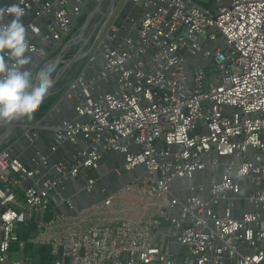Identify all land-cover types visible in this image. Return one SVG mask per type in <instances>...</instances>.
<instances>
[{"label": "built area", "instance_id": "built-area-1", "mask_svg": "<svg viewBox=\"0 0 264 264\" xmlns=\"http://www.w3.org/2000/svg\"><path fill=\"white\" fill-rule=\"evenodd\" d=\"M88 1L8 6L32 14L23 24L50 48L29 42L44 60L63 46ZM229 1L206 9L195 0H131L139 16L115 19L101 37L114 10L103 14L105 26L76 61L87 57L85 65L60 91L77 119L52 127V151L67 142L83 144L81 152L55 164L39 154L33 167L0 152V264H36L26 243L49 246L51 264H264V0ZM111 152L124 156L118 176L135 174L123 190L145 198L144 215L58 231L66 215L54 193L70 177L84 178L94 194ZM26 180L32 185L23 187ZM31 221L37 231L21 241L18 229ZM164 223L184 250L179 259L158 243Z\"/></svg>", "mask_w": 264, "mask_h": 264}, {"label": "crops", "instance_id": "crops-1", "mask_svg": "<svg viewBox=\"0 0 264 264\" xmlns=\"http://www.w3.org/2000/svg\"><path fill=\"white\" fill-rule=\"evenodd\" d=\"M196 1V0H195ZM11 3V0H0V8H6ZM126 2H124L125 4ZM197 4L202 6L200 3L196 1ZM123 4V5H124ZM138 16L136 10L133 8H128L124 12V20H128L130 18H134ZM12 18H8L6 24L10 22ZM23 23H28L30 19L22 20ZM45 20L43 18L40 19V23H44ZM29 42H33L34 40L31 38H27ZM32 62L28 65L31 66ZM60 96V91L55 93ZM62 99L58 98L53 107L57 104V109L54 111L53 115L49 118L47 116V112L42 118L35 120L32 119L29 122L27 121L22 125L24 133L27 131V124L37 125L40 121H43V126L41 127V135L42 138L38 139V149L40 152L45 154L48 157L50 163H60L64 160L73 161L74 158L78 155L74 152H71L70 149L68 151H64L57 147L55 151H52V146L55 145L54 133L52 127L58 125L62 121L66 119H77V114L75 112L73 103L71 100L66 99L65 102L61 101ZM52 107V108H53ZM51 108V109H52ZM47 116V117H46ZM19 138H14L11 142L6 144V148H9L18 141ZM83 148V144L80 146ZM32 151H26L17 153L15 156L19 158L24 164L28 167H33L32 165V156L34 153ZM112 153V152H111ZM111 153H107L104 155L100 167L97 171V179L102 183V188L105 187V192L102 191V188L99 190L96 188V192L94 194H88L83 185L80 183L85 181L84 178H76L72 179L71 182H67L65 190L61 193L57 192L54 195L57 197V200L61 201V205L59 204V208H56L61 213L66 215V219L61 224L60 228L57 229L63 230L65 228H82L83 230H88L93 226H113L117 222L123 219H137L140 216L144 215V207H145V198L134 195L133 193H126L123 188L119 190L120 186L127 184L128 182H132L133 178L136 177L134 173H128L122 169L121 176H118L114 168L121 169L124 164V157L115 156ZM128 173V175H127ZM123 175H126L125 177ZM43 177V175H42ZM112 177V178H111ZM113 179V180H112ZM121 184L119 185V182ZM129 183V184H130ZM32 185V180H26L23 183V187H28ZM175 187V186H174ZM20 196L22 192H18ZM114 195V199L116 200L118 196L128 197L129 199H121L118 204L112 201L110 205L105 204V199ZM114 202V205H112ZM156 203V202H155ZM154 203V204H155ZM112 205V206H111ZM114 206V207H113ZM156 213V207L151 208L147 217L154 216ZM51 212L42 213L41 218L44 217L45 220L51 218ZM169 225L164 223L160 232L157 235V240L160 246L166 248L168 250L169 255L173 258L179 259L181 254L184 253L177 243H174L173 240L166 234L167 227ZM41 246V245H39ZM31 257H36V264H40L39 254H31ZM13 257H15L13 255ZM125 259V258H124Z\"/></svg>", "mask_w": 264, "mask_h": 264}, {"label": "clouds", "instance_id": "clouds-1", "mask_svg": "<svg viewBox=\"0 0 264 264\" xmlns=\"http://www.w3.org/2000/svg\"><path fill=\"white\" fill-rule=\"evenodd\" d=\"M6 15L12 19L4 24ZM24 15V9L15 3L0 8V122L3 123L25 117L34 119L55 83L52 74L56 71V62L36 73L35 82L32 71L25 67L32 62L28 53L35 49L27 39ZM6 56L14 62L9 63Z\"/></svg>", "mask_w": 264, "mask_h": 264}, {"label": "rangeland", "instance_id": "rangeland-1", "mask_svg": "<svg viewBox=\"0 0 264 264\" xmlns=\"http://www.w3.org/2000/svg\"><path fill=\"white\" fill-rule=\"evenodd\" d=\"M111 1L112 0H104L102 3V7H101L100 11L97 12L96 8H97V5L99 3V0H89L86 8L83 11V15H86L87 18H90V23H89L88 27L86 28V30L83 31L82 35L77 40V42L72 47H68V48L66 47L65 48L66 50L63 49L65 47V45L67 43H69V41L74 40L75 38H77V36H79V34L82 31V27L77 29L76 32L72 35V37L68 41L64 40L63 46L60 49H57L56 51H54L51 54H49L48 56H46V58L37 67H35L34 70L32 71V72L37 71V73H38L42 68L45 67L44 66L45 64L48 65L51 62H56V64H57L56 71L52 74L55 83H54V86L50 89L51 92L49 93V97L54 96L55 93L63 90L66 87V84L69 82L70 77H71V75L75 69L76 62H74V63L71 62V65H68L65 68V69H68L66 71V73H64V75L59 80H57L59 77L56 78V76H57L58 72L60 71V69L63 68L64 66H66L67 63H70V61H72L74 59L77 60L80 55L88 52V50L93 46L94 40L97 39V37H96L97 34H95L94 31L97 30V33L99 34L101 29L105 26V23L108 19L107 18L104 19L103 14L108 11ZM126 1L127 0H117L116 8L110 17L108 24L101 31V37H103L105 35V33L107 32V30H109V25L114 22L118 12L120 11L124 2H126ZM196 1L200 4H206L207 2H209V0H196ZM229 3H230L229 0H221V4L228 5ZM77 22H78V20H77ZM95 28H97V29H95ZM74 29L75 28H73V30ZM79 51H81V52L79 53ZM82 59L83 58H81V60ZM64 102H65V100H64ZM26 121H27V118L25 117V118L13 121V124H10V128H12L13 130H12V132H10V135L7 138L2 140V144H0L1 145L0 148H2L4 145L11 142L14 138L20 139V137H22L24 135L23 129H25V128H22V125ZM29 121L30 120H28L27 122H29ZM8 124L9 123L0 122V137L2 135H4L6 133V131L8 130ZM27 125H29V124H27ZM123 176L125 177L126 175H123ZM118 182L120 185L121 182L120 181H118ZM121 199H129V198L118 196L117 199L113 200V201L116 202V204H118L119 200H121ZM114 202L112 205H114ZM116 204L114 206H116Z\"/></svg>", "mask_w": 264, "mask_h": 264}, {"label": "water", "instance_id": "water-1", "mask_svg": "<svg viewBox=\"0 0 264 264\" xmlns=\"http://www.w3.org/2000/svg\"><path fill=\"white\" fill-rule=\"evenodd\" d=\"M103 1L104 0H99V3H98L97 8H96V11L102 6ZM116 2H117V0H112L111 1L110 8H109L110 11L115 10ZM128 8H133L134 10H136V12H137V14L139 16V14H140L139 9H137L132 4L131 0H127L126 3L122 6V8L120 9V11L118 12V14L116 16V22H115L116 25H120L123 22V20H124V12ZM27 18L31 19V20L34 19L32 14H29L27 17H23L22 20H26ZM89 21H90V18H87L85 23H84L85 27H87V25L89 24ZM42 33L45 34V29L44 28H42ZM79 36H80V34H79ZM27 38H31V39L34 40L33 44L35 45V47L37 49H44V50L49 51L50 48L45 46L39 39L32 38V36L30 34H27ZM80 52L81 51H79V53ZM28 55L31 56L32 65L31 66L26 65L25 67L30 69L31 71H33L34 68L37 67L43 61V59L40 57L38 52L28 53ZM73 61H76V60L74 59ZM44 66H46V64ZM48 98H50L49 94L47 95L45 100L48 99ZM64 100H66V99H62L61 101H64ZM56 109H57V104L47 113V116L50 118L53 115V113H54V111ZM66 120H71V119H66ZM43 121L44 120L40 121L37 125H35V124L34 125H31V124L27 125L28 129L24 133V135L22 137H20V139L17 142L12 144V146L7 148L8 152L11 154V156L15 157V155L17 153H19L20 151L23 152L24 150H26V151H30L31 150L32 153H34V155L32 156L33 158H36L39 154L40 155H45V154H43L42 152L39 151V149H38L39 147H38V144H37L38 139L42 138L41 127L43 126ZM10 132H11L10 130H7L6 134H9ZM78 142H81V137L78 138ZM0 144H2V140H0ZM80 146H81L80 143L73 145V144L64 142V143L61 144L59 149L64 150V151H68L70 149V151L72 150L71 152H74L75 155H76V153L79 154V152H81V150H82V148H80ZM111 154L115 155V156L124 157L123 155L116 154L114 152H112ZM123 160H124V158H123ZM63 162H65V160ZM127 175H128V173H127ZM35 178H37V177H35ZM71 180H72V178L67 177V180L65 182V186H66L67 182H71ZM129 183L130 182H128L127 184H125L123 186H120L119 190L122 189L123 187L129 185ZM177 183H183L184 184V183H187V181L186 180L176 181L174 184H177ZM80 184L83 185L84 190H85V187H86L85 181L81 182ZM96 188H98L99 190L102 188V183L100 181H98V180H97ZM57 202L60 205L62 203L60 200L59 201L57 200Z\"/></svg>", "mask_w": 264, "mask_h": 264}, {"label": "trees", "instance_id": "trees-1", "mask_svg": "<svg viewBox=\"0 0 264 264\" xmlns=\"http://www.w3.org/2000/svg\"><path fill=\"white\" fill-rule=\"evenodd\" d=\"M202 7L206 8V9H211L214 8L216 5V0H209V2H207L206 4H201ZM87 19L86 15H81L79 17L78 22L76 20L77 23H75V29L72 31V33L65 39V41H68L72 35L76 32L77 29H79L80 27L83 26V24L85 23ZM87 61V57L83 58L80 62H78L75 65V69L70 77V80L72 78H74L79 72L80 70L83 68V66L85 65ZM37 71L32 72L33 74V82H35V75H36ZM59 98V93L44 100V102L42 103V105L40 106L39 110L35 113V120H38L40 118H42L48 111L51 110V108L53 107V105L56 103L57 99ZM6 148V145H4L2 148H0V152L3 151ZM53 211V210H52ZM37 231V226L34 223V221H31L27 227H20L18 229V235H19V239L21 241L27 242V240L29 238H31ZM13 251H16L18 249V245L14 244L12 246ZM25 251L31 255V254H39V258H40V264H51L52 263V257L50 255V247L49 246H39V245H35V244H30V243H26L25 246Z\"/></svg>", "mask_w": 264, "mask_h": 264}, {"label": "bare ground", "instance_id": "bare-ground-1", "mask_svg": "<svg viewBox=\"0 0 264 264\" xmlns=\"http://www.w3.org/2000/svg\"><path fill=\"white\" fill-rule=\"evenodd\" d=\"M100 29H101V28H100ZM96 37H97V36H96ZM77 60H78V59H77ZM77 60H76V61H77ZM76 61H73V60H72V61H70V63H67L66 66H64L63 68H61L60 71L58 72L57 76H56V78L59 77L57 80H59V79L64 75V73H66V71H67L68 69H65V68H66L68 65H71V62L74 63V62H76ZM64 69H65V70H64ZM50 92H51V90H49V93H50ZM10 124H13V122H11V123L8 124V130H10V131L12 132L13 129L10 128ZM15 126H16V125H15ZM9 135H10V133H9V134H6V133H5L4 135H2V136L0 137V140H3V139H5V138H7Z\"/></svg>", "mask_w": 264, "mask_h": 264}]
</instances>
